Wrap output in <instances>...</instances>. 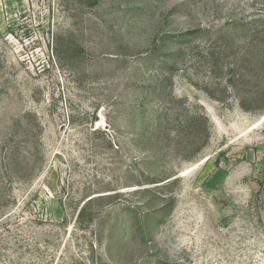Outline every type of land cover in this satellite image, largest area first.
Listing matches in <instances>:
<instances>
[{
  "label": "rangeland",
  "instance_id": "rangeland-1",
  "mask_svg": "<svg viewBox=\"0 0 264 264\" xmlns=\"http://www.w3.org/2000/svg\"><path fill=\"white\" fill-rule=\"evenodd\" d=\"M0 264H264V0H0Z\"/></svg>",
  "mask_w": 264,
  "mask_h": 264
}]
</instances>
